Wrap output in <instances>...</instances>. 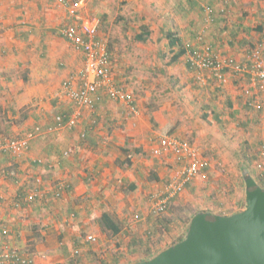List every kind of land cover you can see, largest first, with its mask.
Wrapping results in <instances>:
<instances>
[{
  "label": "crops",
  "instance_id": "1",
  "mask_svg": "<svg viewBox=\"0 0 264 264\" xmlns=\"http://www.w3.org/2000/svg\"><path fill=\"white\" fill-rule=\"evenodd\" d=\"M157 1L163 13L172 9L175 30L162 27L148 37L170 49L171 56L178 48L171 47L165 31L192 48L199 47L197 36L204 32L205 43L223 60L237 64H246L247 53L264 39V0H238L235 7L225 5L226 13L221 0ZM203 7L215 11L210 25L203 23ZM70 22L57 0H0V140L23 138L41 128L23 155L0 153V228L9 231L7 238H0V250L10 245L32 256L33 264H134L170 247L186 223L177 221L176 228L170 225L166 231L152 222L150 211L153 199L165 193L181 169L167 151V137L209 150L204 155L198 150L199 176L172 204H183L187 197L193 210L221 216L242 211L245 190L239 187V162L229 151L222 153L226 148L215 141L217 133L228 134L232 127L243 131L253 120L258 124L257 144L264 142V90L231 70L224 71L221 82L209 71L193 70L181 56L166 66L177 73L173 83L168 85L165 77L153 79L170 91L150 107L155 87L135 94L123 85L112 59L114 80L133 96V107L102 94L94 110L82 109L74 128L50 131L57 116L76 111L61 93L62 83L76 78L84 63L83 55L60 35ZM144 79L140 77L143 87L150 86ZM211 151L221 153L219 160L206 156ZM252 168L249 175L260 178L255 164ZM232 179L237 189L229 195ZM61 184L66 187L56 197ZM35 190L37 196L28 202ZM103 215L116 234L106 229ZM88 236L96 241L87 242ZM149 236L152 242L145 241Z\"/></svg>",
  "mask_w": 264,
  "mask_h": 264
},
{
  "label": "built area",
  "instance_id": "2",
  "mask_svg": "<svg viewBox=\"0 0 264 264\" xmlns=\"http://www.w3.org/2000/svg\"><path fill=\"white\" fill-rule=\"evenodd\" d=\"M231 0H221L224 5L223 12L229 10L225 5L230 4ZM57 3L67 10L71 22L60 30L61 37L69 42L72 48L81 53L84 58L83 67L77 73L76 78H69L61 85V93H64L72 104L76 107L70 116H57L55 125L50 131L60 128L72 129L76 126L82 109L92 111L100 101L101 95H106L112 101L133 107V96L126 92L123 87L118 86L114 80L112 72L111 55L106 42L99 36V22L95 18L82 16L80 10L84 8V0H57ZM203 23L210 25L215 17V11L209 7H203ZM205 28V27H204ZM199 47H186L185 57L189 67L197 71H209L213 77L224 81L223 73L231 70L235 75L247 76L249 81L258 90H264V39L255 44L247 53L246 64H237L232 59L223 60L221 55L215 52L210 45L205 43L204 32L197 36ZM76 79L79 84L76 86ZM257 110L261 105H255ZM134 109H131L133 112ZM66 119V120H65ZM41 133V128L36 127L28 132L23 138L0 140V153L9 152L14 156L23 155L28 149L30 142ZM167 151H169L176 163L181 167L177 177L172 179L167 185L165 193L153 199L151 213L155 216L163 215L167 212L170 201L179 196L191 183L199 176L201 158L197 148L189 142L176 138H166ZM256 170L260 172L264 181V143L258 148ZM69 151L64 154L68 156ZM156 155H161V151H155ZM66 186H58L56 197H60V191ZM38 194V190L32 191L27 201L32 202ZM137 218V216L135 217ZM9 231L0 228V238H7ZM87 242H95L93 236L86 238ZM77 254V252H75ZM34 258L29 255L21 254L16 248L6 245L0 250V264H33Z\"/></svg>",
  "mask_w": 264,
  "mask_h": 264
},
{
  "label": "rangeland",
  "instance_id": "3",
  "mask_svg": "<svg viewBox=\"0 0 264 264\" xmlns=\"http://www.w3.org/2000/svg\"><path fill=\"white\" fill-rule=\"evenodd\" d=\"M84 2L86 5L84 7V16L98 20V36L106 42L108 50H110L111 60L113 59L116 68L119 66L121 73H118V75L123 85L127 83L132 87L133 92L139 96L146 94V91H150L151 88L155 87L152 91L155 97L150 107L157 106V99H160L159 95L166 97V93H169L170 90L166 89L163 85L160 87L159 84L153 83V79L159 80L165 77L166 83L171 84L175 81V78H177V73L174 68L166 67L168 66L167 62L172 53H170V49L166 47L162 48L160 42L154 41L150 37H148L146 42L141 43L137 42L134 36L139 34L143 27L150 32V36H153V34L158 32L162 27L165 30L169 29V27L171 30H175L176 23L173 17L174 13L172 15L170 12L172 9L169 8L168 12L163 13L165 9L160 10L161 7L159 6H161V4L159 5L157 0H84ZM237 2L238 0H231L230 4L235 7V5L238 4ZM155 46H159L157 47L158 51ZM142 67L150 69L147 71L141 69ZM166 70L169 71V76ZM141 76L142 78L146 77L147 79H144V82L146 84L151 82V85L143 87L145 84L142 85L143 82L140 80ZM261 124L264 125V122ZM247 125L245 129L243 128V131L238 127H232L228 134L224 130L217 133L219 136L215 141L217 146H223L222 149L226 148L221 151L222 153L229 151L234 160H236L234 154L243 150L248 151L250 156L257 157V150L261 144H257L259 142L255 139L254 133L256 132L255 129L257 130L258 128V124L252 120L249 121ZM196 147L199 148L197 150L200 152L203 151V155L209 153V150L204 147V144L201 147ZM206 156L208 158L216 156L215 158L218 159L221 157V153L219 151H211V155ZM257 161L259 160L256 159L254 164H256ZM237 172L242 175L240 169H238ZM228 183L229 189L227 191L229 192H226V194L232 195L234 194L236 184L233 182V179ZM218 186L221 188L224 185L219 184ZM239 187L242 189L244 186L240 183ZM214 193L215 191H213V194ZM182 200L185 203H179L177 205L179 209L176 205L171 204L170 208L172 209V213H168V215L165 213L162 215L171 220L170 225L172 226L170 227L176 228V226L179 225L177 223L179 220L177 217L185 218L191 215V201L187 200V197L185 199L182 198ZM184 227H186V225H184ZM176 239L174 241H176ZM145 241L152 242V239L145 238ZM174 241L170 245H172Z\"/></svg>",
  "mask_w": 264,
  "mask_h": 264
},
{
  "label": "water",
  "instance_id": "4",
  "mask_svg": "<svg viewBox=\"0 0 264 264\" xmlns=\"http://www.w3.org/2000/svg\"><path fill=\"white\" fill-rule=\"evenodd\" d=\"M244 190L242 211L197 213L179 243L134 264H264V189L247 172Z\"/></svg>",
  "mask_w": 264,
  "mask_h": 264
},
{
  "label": "trees",
  "instance_id": "5",
  "mask_svg": "<svg viewBox=\"0 0 264 264\" xmlns=\"http://www.w3.org/2000/svg\"><path fill=\"white\" fill-rule=\"evenodd\" d=\"M149 34H150V32L148 30H146L145 27H143V28H141L140 33L139 34H136L134 36V39L137 42L143 43V42L146 41V39L149 36ZM163 34H164V36L166 38H168V39H170L172 41L171 42V47L174 46V45H176V47L178 48L177 52L173 56H171L170 59H169V61L167 62V64L170 65V64L175 63L176 61H178V59L181 56H185V54H186V47H185V45L182 43V41L179 38H176L177 36H175V34H172V32L170 33L169 31H165ZM234 158L236 159V161L239 162L240 170L242 172V184L244 186V180H243V178L246 176V173L247 172H249L252 175V173L254 171L253 168H252V165L254 166V162L256 161V157L255 156H252V155L250 156V154L248 153V151L243 150L241 152L235 153L234 154ZM254 180L258 183L259 181L262 182L261 180H263V179L261 178V175H260V178L259 177H257V178L254 177ZM262 183H263L262 185L264 186V182H262ZM262 185H261V187H262ZM177 197H175L174 199H172L170 201V203L172 204ZM171 204L168 205V209H167V212L166 213H169V214L172 213V209L170 208V205ZM178 204H172V205H176V207L178 208V206H177ZM244 206H245V202L242 205V210L244 209ZM190 211H191V215L190 216H187L185 218L177 217V219H179L178 221H181V222L186 223V227H185V229L183 231V234L181 233L180 236L176 239V241H174V243L171 246L179 243L184 238V236H185V234L187 232V229H188V226H187L188 224L187 223L190 222L191 218L195 214H197V213H205V212H203L201 210L197 211V210L190 209ZM154 216L155 215H153L151 217L152 222L153 223L156 222V224H155L156 226H160V227L164 228L166 231L167 230L169 231V228L168 227L170 226L171 220L168 219L167 217L162 216V215L155 216V217ZM102 221L105 222L106 225H107L106 222H108V221L110 222L109 218L106 215L105 216L104 215L102 216ZM106 229L109 230L113 234H116L117 233V230L114 229V228L111 229V227L109 225H107ZM150 239H151V237H150ZM160 252H158V253H160ZM157 254H155V255H157ZM155 255H153V256L152 255H146L144 257V259L141 260L140 262L148 261V260L152 259Z\"/></svg>",
  "mask_w": 264,
  "mask_h": 264
}]
</instances>
